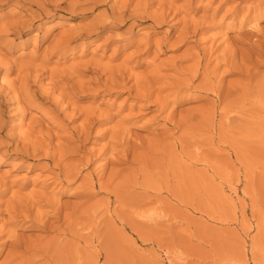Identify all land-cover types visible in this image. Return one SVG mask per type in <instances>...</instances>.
<instances>
[{
  "label": "rangeland",
  "instance_id": "rangeland-1",
  "mask_svg": "<svg viewBox=\"0 0 264 264\" xmlns=\"http://www.w3.org/2000/svg\"><path fill=\"white\" fill-rule=\"evenodd\" d=\"M0 64V264H264V0H0Z\"/></svg>",
  "mask_w": 264,
  "mask_h": 264
},
{
  "label": "bare ground",
  "instance_id": "bare-ground-1",
  "mask_svg": "<svg viewBox=\"0 0 264 264\" xmlns=\"http://www.w3.org/2000/svg\"><path fill=\"white\" fill-rule=\"evenodd\" d=\"M141 7V6H140ZM140 10H143V9H140ZM136 11V10H135ZM140 12H143V11H140ZM137 14V13H136ZM139 14V13H138ZM163 14V13H162ZM121 15V14H120ZM135 15V14H134ZM143 15H145V14H143L142 13V16ZM117 16V15H116ZM153 16V15H152ZM151 16V17H152ZM160 16V15H159ZM158 16V17H159ZM134 17V16H133ZM146 17H148V16H146ZM150 17V16H149ZM154 17V16H153ZM152 17V18H153ZM156 17H157V15H156ZM156 17H154V18H156ZM157 17V18H158ZM163 17V16H162ZM119 19V18H118ZM155 20V19H154ZM161 20H162V18H161ZM158 21H160V20H158ZM155 24V23H154ZM161 24V23H160ZM156 25V24H155ZM64 44V43H63ZM60 46V45H59ZM235 58H236V56L234 55V53H229V54H226V55H224L221 59V61H223L225 64H231V63H233L234 62V60H235ZM198 64L199 63H197V65H196V67H195V69L193 70V72L184 80V84L185 85H191V83H192V80L195 78V77H198V76H201L202 77V81H203V83L199 86V87H201L202 89H206V94H208L209 96H212V97H214V103H213V106L210 108L211 110H209L210 111V120L211 121H214L213 119H214V114L216 113V111H217V107H218V105L220 104V103H222L221 101H222V94H223V83H222V81H221V79H216V77L214 76L213 77V75H211V74H208V73H205V71H203L202 72V70L200 69V67L198 66ZM1 65V64H0ZM5 67H2V66H0V72H3V73H7L9 70L8 69H4ZM115 82V81H114ZM113 82V83H114ZM252 82V81H251ZM112 83V85H116V86H120V87H126V85H125V83L123 82V81H120L119 83H114L113 84ZM140 84V83H139ZM10 85V84H9ZM137 85V84H136ZM147 85H148V83H147ZM139 86V85H138ZM144 86V85H143ZM8 87V86H7ZM106 87H107V85H106ZM146 87V86H145ZM144 87V88H145ZM2 88V87H1ZM10 88H12L13 89V91H14V96H16V98H18V97H20V96H22V95H25V94H28L30 91L31 92H33V93H36L37 91L36 90H38V87L36 86V82L34 81V85H32V86H27V88H24V90H18L17 88H15V86L14 85H10L9 87H8V90H10ZM111 88H114V87H112L111 86ZM134 88V87H133ZM141 88H142V86H141ZM140 87H139V89H141ZM143 88V89H144ZM149 88V87H148ZM148 88L147 89H141V90H143V91H139L138 92V97H139V99H141L142 101H145V102H149V100L151 99V97H152V93H150L149 91H148ZM132 89V88H131ZM135 89H137V88H135ZM7 90V91H8ZM138 90V89H137ZM136 90V91H137ZM177 93V92H176ZM180 94H181V92H180ZM182 95V94H181ZM207 95V96H208ZM232 95V94H231ZM230 95V96H231ZM173 96V95H172ZM171 96V97H172ZM208 96V97H209ZM230 96H228V97H230ZM207 97V98H208ZM234 98V97H233ZM232 98V99H233ZM137 99V98H136ZM232 99H229V100H231L232 101ZM140 100V101H141ZM156 100V101H155ZM154 100V102H151V103H148V104H150V106L151 107H156V109L158 110V112L159 113H161L162 111H164L165 109H166V107L168 106V104L170 103V102H172V103H178V102H180L181 101V98H180V95H179V93L178 94H176V96L172 99V101H161L160 100V98H159V100L161 101H157V99H155ZM212 100H211V102H213ZM226 102H228V100L226 99ZM231 103V102H230ZM232 103H233V101H232ZM222 104H224V103H222ZM226 104V103H225ZM228 105V104H227ZM210 106H211V104H210ZM224 106V105H223ZM226 106V105H225ZM225 108H227V107H225ZM155 110V109H154ZM156 110V111H157ZM156 116H158V115H156ZM170 116V115H169ZM208 116H209V114H208ZM93 118V117H92ZM91 118V119H92ZM166 118V120H167V117H165ZM165 118H162V120H164ZM95 118H93V120H94ZM159 119H161V118H159ZM165 120V121H166ZM94 122V121H93ZM168 122H173V121H171V117H169L168 118V120H167V122H164L163 124V126L164 127H166L168 124H170V123H168ZM177 123V122H176ZM176 123H174V124H176ZM171 124H173V123H171ZM191 124V123H190ZM187 125H189V124H187ZM175 126V125H174ZM163 127V128H164ZM177 128H178V125L176 126ZM176 127H175V129H176ZM116 134V133H115ZM113 137V136H112ZM120 138H119V140H117V141H114V142H116V144L117 145H119L120 147H121V149H122V152H123V160H128L129 159V157L130 156H132V161H135L136 162V160H137V157L140 155V153H136V150L139 148H141V147H137L135 144H132L131 146H129V147H124V141H125V137L123 136V135H121V136H119ZM114 139V138H113ZM112 139V140H113ZM43 143V142H42ZM126 143V142H125ZM44 144V143H43ZM42 144V145H43ZM47 146V145H46ZM127 146H128V143H127ZM140 146V145H139ZM42 147V146H41ZM40 147H38V148H35V149H33V154L34 153H38V152H40L41 154H42V156L41 157H39V160L41 159V160H44V161H48V160H52V156L54 157V152H53V154L52 153H50V151L48 152V150L49 149H44V148H41V149H39ZM25 150V153H28L29 151H28V147H26V146H24L21 150ZM23 150V151H24ZM119 150H120V148H119ZM140 151V150H139ZM32 154V155H33ZM137 154H138V156H137ZM59 156V155H58ZM62 158H63V156H61ZM142 157V156H141ZM60 158V157H59ZM56 159V158H55ZM58 159V158H57ZM143 159V158H142ZM141 159V160H142ZM58 160H60V159H58ZM62 160V159H61ZM60 160V162L59 163H61L62 161ZM140 160V159H139ZM53 161H54V159H53ZM62 164V163H61ZM72 168V167H71ZM71 168L70 169H66V170H62V169H59V168H57V171H58V173H60L59 175H56V176H54L53 178L55 179L54 180V182H57V183H62L64 180H66V181H74V179L76 180L77 179V177H78V175H77V172H74L73 170H71ZM59 169V170H58ZM76 169V168H75ZM91 184H93L92 182H90ZM108 183V182H107ZM103 186H105V185H103ZM108 187V186H107ZM106 188V187H105ZM103 191H104V188H103ZM108 192V191H107ZM51 205V204H50ZM58 207V206H57ZM52 212H53V215H51V216H53V217H56L57 219V225H59V226H66V225H68L67 224V220H66V217L59 211V207L58 208H54L53 207V209H52ZM26 213H30V208H28L27 209V211L25 212V214ZM17 214H20V212L17 210ZM36 214H39V213H36ZM42 214V213H41ZM44 214V213H43ZM43 214H42V216H43ZM71 214H72V212H71ZM22 215V214H21ZM63 215V216H62ZM20 216V215H19ZM28 216L29 215H22L21 217H27L28 218ZM36 216H38V215H36ZM40 216V215H39ZM71 216V215H70ZM64 217H65V219H64ZM37 218L38 217H36V220H37ZM41 218V217H40ZM39 218V219H40ZM67 218H69V216L67 215ZM48 219V218H47ZM63 219H64V222H62L63 221ZM35 220V221H36ZM41 220V219H40ZM39 220V221H40ZM43 220H45V217H44V219ZM38 221V220H37ZM38 221V222H39ZM71 221H72V219H71ZM41 222H42V220H41ZM41 222H39V223H41ZM44 222L45 221H43L42 223L44 224ZM49 222V221H48ZM71 223V222H70ZM69 223V224H70ZM73 223V222H72ZM42 224V225H43ZM56 224V223H55ZM41 225V224H40ZM72 225V224H71ZM46 227L48 226L49 227V225H48V223L45 225ZM69 226V225H68ZM55 227V228H54ZM60 228V227H59ZM58 228V229H59ZM56 230V226H54V224H53V230H56V232L57 231H59V230ZM61 229V228H60ZM63 229H64V227H63ZM12 232V231H11ZM10 232V233H11ZM60 232V231H59ZM58 232V233H59ZM9 233V234H10ZM16 237V236H15ZM11 238V237H10ZM12 239H13V237H12ZM11 240V239H10ZM14 240V239H13ZM31 241H32V239H31ZM14 243V245H15V248H16V250H22V249H24V248H26V246H25V244L23 243V241H20V240H18V241H14L13 242ZM41 244V243H40ZM43 242H42V246H39V248L40 247H43ZM46 244V243H45ZM30 245V244H29ZM32 247V248H31ZM38 246H30V248L29 249H32V250H28L30 253L32 252L33 253V255L36 253V251H37V249H39V248H37ZM47 247V246H46ZM44 248V247H43ZM50 248V247H49ZM39 250H41V249H39ZM21 252V251H20ZM27 252V251H26ZM29 252H27V253H29ZM19 253V252H18ZM43 253H44V251H43ZM23 254V253H22ZM14 255H15V253H14ZM20 255V254H19ZM35 255H37V254H35ZM30 256V255H29ZM40 256V255H39ZM16 257V256H15ZM20 257V256H19ZM18 257V258H19ZM22 257H23V255H22ZM20 259V258H19ZM22 260H24V258L22 259ZM18 264V263H17ZM20 264H23V263H20Z\"/></svg>",
  "mask_w": 264,
  "mask_h": 264
}]
</instances>
